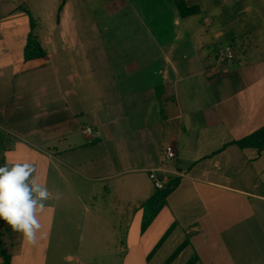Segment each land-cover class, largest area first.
I'll use <instances>...</instances> for the list:
<instances>
[{
  "label": "crops",
  "instance_id": "0c3cea01",
  "mask_svg": "<svg viewBox=\"0 0 264 264\" xmlns=\"http://www.w3.org/2000/svg\"><path fill=\"white\" fill-rule=\"evenodd\" d=\"M177 1L0 0V166H36L42 228L58 209L80 228L95 262L67 264H164L182 244L170 264H264V150L235 143L264 126V0H185L186 18ZM31 31L44 56L26 60ZM152 169L178 185L142 231ZM9 231L11 264H32Z\"/></svg>",
  "mask_w": 264,
  "mask_h": 264
},
{
  "label": "clouds",
  "instance_id": "9594fccd",
  "mask_svg": "<svg viewBox=\"0 0 264 264\" xmlns=\"http://www.w3.org/2000/svg\"><path fill=\"white\" fill-rule=\"evenodd\" d=\"M36 171V166L28 161L6 162L0 166V219L13 232L20 233L30 245L44 238L38 214L53 198L46 184L40 182ZM55 198L59 199L60 193H56Z\"/></svg>",
  "mask_w": 264,
  "mask_h": 264
},
{
  "label": "trees",
  "instance_id": "16d2710c",
  "mask_svg": "<svg viewBox=\"0 0 264 264\" xmlns=\"http://www.w3.org/2000/svg\"><path fill=\"white\" fill-rule=\"evenodd\" d=\"M177 9L182 18L192 16L198 13V9L195 7H188L185 3V0H179L176 2ZM31 27L33 28V20H31ZM44 56V51L42 50L36 36L30 32L28 36L27 45L25 48V59L31 60L36 58H42ZM240 148H255L258 151L264 150V126L256 130L252 134L238 140L235 142ZM178 180L172 179L164 186L163 189H156L153 195L142 205L143 215H142V226L141 230L145 231L153 220L156 218L160 210L166 206L167 197L173 192L177 187ZM173 229L171 226L161 240L154 247L150 256H152L163 244L165 239L169 236ZM3 227L0 223V247L3 246ZM185 244L180 245L165 261L164 264H170L183 250ZM1 260L2 264H11V255L1 250ZM194 259L191 260L188 264H193Z\"/></svg>",
  "mask_w": 264,
  "mask_h": 264
},
{
  "label": "rangeland",
  "instance_id": "374dc122",
  "mask_svg": "<svg viewBox=\"0 0 264 264\" xmlns=\"http://www.w3.org/2000/svg\"><path fill=\"white\" fill-rule=\"evenodd\" d=\"M45 215L47 216V221L52 222V226L49 229L47 228L48 224H45L46 227L42 228V231L45 230L48 232L50 230L52 233V239L49 242L46 240L43 243L38 242L35 245H23L28 248L29 252L36 253L35 257L31 261L32 264H67V252L75 258L83 256V259L88 263L95 262L90 259L89 256L85 254L80 255L78 253L76 242L78 241L80 228L67 229V212L62 209H58L54 212L51 211L49 213H45ZM0 222L6 236L4 238V246L0 247L1 255V250H4L5 252L9 251V246L11 245L9 238L11 231L9 230H11V227L2 219H0ZM131 229L135 231V227H132ZM67 230L70 232V245L67 244ZM103 246H105V244ZM99 248H101V246ZM96 250L97 252H101L102 248L101 250ZM85 251L87 252V250ZM129 251H132V249H129ZM0 264H2L1 257Z\"/></svg>",
  "mask_w": 264,
  "mask_h": 264
},
{
  "label": "built area",
  "instance_id": "2783aa9c",
  "mask_svg": "<svg viewBox=\"0 0 264 264\" xmlns=\"http://www.w3.org/2000/svg\"><path fill=\"white\" fill-rule=\"evenodd\" d=\"M216 54H217V56L219 57V59L221 61L231 60V59L234 58V52H233V50L230 47L221 48V49H219L217 51ZM90 132H91V128L87 127L86 133H90ZM173 157H174V153L171 152L170 150H167L165 160H170ZM159 171H161V170L160 169H152V170H150L149 178L153 182L154 186L157 189H163L164 186L168 183V179L166 177H162L161 178L158 175Z\"/></svg>",
  "mask_w": 264,
  "mask_h": 264
}]
</instances>
